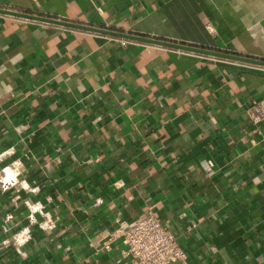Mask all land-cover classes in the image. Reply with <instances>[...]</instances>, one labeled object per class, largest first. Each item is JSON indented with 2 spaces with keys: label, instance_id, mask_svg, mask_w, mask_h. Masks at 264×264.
<instances>
[{
  "label": "crops",
  "instance_id": "1",
  "mask_svg": "<svg viewBox=\"0 0 264 264\" xmlns=\"http://www.w3.org/2000/svg\"><path fill=\"white\" fill-rule=\"evenodd\" d=\"M0 9L264 61L252 0ZM262 98L264 66L0 14V173L22 164L0 182V264H127L102 244L150 206L186 264H264V122L247 113Z\"/></svg>",
  "mask_w": 264,
  "mask_h": 264
},
{
  "label": "built area",
  "instance_id": "2",
  "mask_svg": "<svg viewBox=\"0 0 264 264\" xmlns=\"http://www.w3.org/2000/svg\"><path fill=\"white\" fill-rule=\"evenodd\" d=\"M41 24V23H40ZM44 25V24H42ZM249 119L253 124L264 122V98L253 100L247 108ZM21 163L15 164L11 171L15 179L9 181L8 175L4 170L0 173V182L3 190H8L16 185L20 175ZM213 164L210 163L209 172L212 171ZM25 190H32L29 186ZM32 210V214H43L40 209ZM44 223L42 224L43 227ZM54 225L43 227L50 230ZM23 240V242H21ZM32 240V229L24 227L13 234L6 243L7 246H13L16 249L25 247ZM115 242L123 246L121 250L122 260L127 259V264H186L188 254L180 243L178 236L166 226L155 214L154 207H149L147 215L141 216L133 221H119L114 232L102 244V249L110 251Z\"/></svg>",
  "mask_w": 264,
  "mask_h": 264
},
{
  "label": "water",
  "instance_id": "3",
  "mask_svg": "<svg viewBox=\"0 0 264 264\" xmlns=\"http://www.w3.org/2000/svg\"><path fill=\"white\" fill-rule=\"evenodd\" d=\"M0 14L6 15V16H12V17H16V18H22V19H26V20H31V21L49 22L52 24L63 25V26H67L70 28H75V29L84 30V31L97 32V33H101V34H105V35L124 38V39L131 40V41L151 44V45L162 47V48L175 49V50L199 54V55H203V56H210V57H214V58H221V59H226V60H233V61H239V62L250 63V64L259 65V66H264V61H262V60H255V59H251V58L241 57V56H237V55H233V54H228V53H223V52H219V51L199 48V47L186 45V44H180V43L171 42V41L157 40L154 38H149V37H144V36H139V35H133V34H128V33L112 32V31H108V30L97 29V28H93V27H88V26H83V25H79V24L64 22V21H60V20L48 19V18H45L42 16L31 15V14H26V13H22V12H16V11H12V10L0 9Z\"/></svg>",
  "mask_w": 264,
  "mask_h": 264
},
{
  "label": "rangeland",
  "instance_id": "4",
  "mask_svg": "<svg viewBox=\"0 0 264 264\" xmlns=\"http://www.w3.org/2000/svg\"><path fill=\"white\" fill-rule=\"evenodd\" d=\"M263 3V4H262ZM252 4L256 6L258 14H262V17H264V0L261 2L260 0H252Z\"/></svg>",
  "mask_w": 264,
  "mask_h": 264
},
{
  "label": "clouds",
  "instance_id": "5",
  "mask_svg": "<svg viewBox=\"0 0 264 264\" xmlns=\"http://www.w3.org/2000/svg\"><path fill=\"white\" fill-rule=\"evenodd\" d=\"M6 172H9V175H8V180L11 181V180H14L15 179V175L9 170V169H5ZM39 209V205L37 206V210ZM21 242H23V240H21Z\"/></svg>",
  "mask_w": 264,
  "mask_h": 264
}]
</instances>
